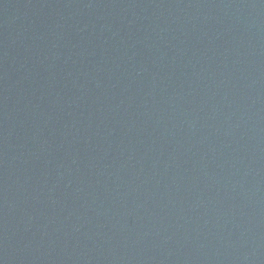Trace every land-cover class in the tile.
<instances>
[{
  "label": "water",
  "instance_id": "1",
  "mask_svg": "<svg viewBox=\"0 0 264 264\" xmlns=\"http://www.w3.org/2000/svg\"><path fill=\"white\" fill-rule=\"evenodd\" d=\"M0 264H264V0H0Z\"/></svg>",
  "mask_w": 264,
  "mask_h": 264
}]
</instances>
